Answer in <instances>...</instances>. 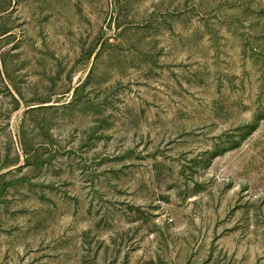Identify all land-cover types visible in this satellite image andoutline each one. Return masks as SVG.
I'll use <instances>...</instances> for the list:
<instances>
[{
  "label": "rangeland",
  "instance_id": "rangeland-1",
  "mask_svg": "<svg viewBox=\"0 0 264 264\" xmlns=\"http://www.w3.org/2000/svg\"><path fill=\"white\" fill-rule=\"evenodd\" d=\"M0 264H264V0H0Z\"/></svg>",
  "mask_w": 264,
  "mask_h": 264
}]
</instances>
